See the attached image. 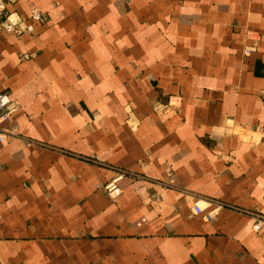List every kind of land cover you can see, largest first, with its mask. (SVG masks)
Here are the masks:
<instances>
[{
  "label": "crops",
  "instance_id": "0c3cea01",
  "mask_svg": "<svg viewBox=\"0 0 264 264\" xmlns=\"http://www.w3.org/2000/svg\"><path fill=\"white\" fill-rule=\"evenodd\" d=\"M34 8L0 31V264H264V0Z\"/></svg>",
  "mask_w": 264,
  "mask_h": 264
},
{
  "label": "built area",
  "instance_id": "2783aa9c",
  "mask_svg": "<svg viewBox=\"0 0 264 264\" xmlns=\"http://www.w3.org/2000/svg\"><path fill=\"white\" fill-rule=\"evenodd\" d=\"M17 0H0V31L14 34L19 37L26 32L33 31V24L39 22L43 18V13L34 8L30 14L25 18H21L16 13H9L6 9V3H15ZM251 49H245V54H249ZM14 111L12 107V100L8 93H0V143L4 142L11 133L4 130L1 124L5 122L10 114ZM127 172L125 170H116L114 177L106 182L103 189L111 198H117L121 195L120 182L124 180ZM212 207V208H211ZM221 204H213V202L206 200H195L192 203V211L196 215H202L206 221H211ZM264 223V217L258 215L256 224L253 226L255 231H258Z\"/></svg>",
  "mask_w": 264,
  "mask_h": 264
}]
</instances>
